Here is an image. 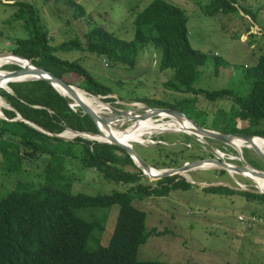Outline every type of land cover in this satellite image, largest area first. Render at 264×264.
<instances>
[{
	"label": "trees",
	"instance_id": "16d2710c",
	"mask_svg": "<svg viewBox=\"0 0 264 264\" xmlns=\"http://www.w3.org/2000/svg\"><path fill=\"white\" fill-rule=\"evenodd\" d=\"M236 3L237 0H208L202 10L207 15L237 13ZM9 4L17 6L13 16L22 20L27 31V36L11 39L10 53L30 59L33 64L63 79L64 75L77 72L84 79L79 87L94 94L105 96L112 93L109 86L100 83L82 65L69 62L54 52L56 47L51 45L34 4L24 0ZM83 12L82 7L75 10L76 14ZM133 25L134 35L129 40L106 28L94 27L85 35V50L102 55L111 65L134 66L140 50L150 46L157 54L158 69L172 71L173 77L164 82L167 89L192 92L191 96H201L209 101L227 98L234 104L229 120H247L248 125L223 131L264 137V125L254 126V122L264 120V54L245 70L244 76L250 82L245 94L237 95L228 87L195 89L192 84L197 68L206 62L207 55L191 47L185 11L167 0H151L134 13ZM71 47L69 42L60 46L63 49ZM213 65L218 72L221 60L214 58ZM17 67L13 64L4 66L10 70ZM6 85H1L0 96L11 108H3L6 118L0 117L2 164L12 171L22 167L26 160L36 161L40 180H16L0 198V264H182L138 258L139 246L148 236L151 233L160 235L166 229L148 230L146 212L132 201L151 195L165 196L171 190L188 189L195 183L181 175H169L156 179L154 186L148 185L147 177L120 146L81 136L67 140L55 135L66 128L83 132H97L98 129L89 115L83 114L78 106L74 110L69 105V98L58 93L49 82L35 79ZM134 100L143 102L138 98ZM159 101L146 104L178 108L188 116V110L193 107V99L189 96L179 100L180 105ZM17 115L23 120L14 119ZM183 150L179 151L183 158L202 157H197L195 151L183 154ZM203 153L212 155L206 151ZM43 155L46 160L41 159ZM181 162L169 158L158 163L161 166L154 167L182 165L184 162ZM127 165L137 171L126 169ZM77 166L86 168L84 172L101 173L106 182H124L128 186L123 190L93 193L95 190L89 188L88 183L77 182L85 180L84 172L79 176L75 174L74 167ZM220 172L226 171L221 169ZM11 173L7 172L6 177ZM202 189L264 201V193L233 189L227 185H210ZM113 204L119 205L118 213L110 238L102 245L99 240L105 229L107 209ZM252 212V215L256 214L255 210ZM256 216L264 219L262 215Z\"/></svg>",
	"mask_w": 264,
	"mask_h": 264
},
{
	"label": "rangeland",
	"instance_id": "374dc122",
	"mask_svg": "<svg viewBox=\"0 0 264 264\" xmlns=\"http://www.w3.org/2000/svg\"><path fill=\"white\" fill-rule=\"evenodd\" d=\"M13 1L20 0H0V55L10 53L12 38L27 36L22 20L13 16L17 8L16 5L9 4ZM24 1H29L37 7L39 18L48 32L50 43L56 47L54 52L69 62L82 65L90 75L112 90L110 94L97 96L81 88L88 97H97L99 101L108 104L109 108L106 111L102 110L103 112L99 115L109 116L111 107L132 108L133 106H130L132 102H136L134 104L138 107H143L147 102H160L159 100L180 105L179 100L189 96L193 99V107L188 110L190 111L189 116L201 126L224 132L225 129L234 130L248 125L247 120H229L234 104L227 98L209 101L201 96H191L192 92L167 89L164 82L173 77L172 71L158 69L157 54L150 46L140 50L134 66L111 65L102 55L85 50V35L94 27L100 26L114 32L120 38L132 39L134 13L151 0ZM167 1L178 5L185 11L190 45L207 55L206 62L197 68L196 79L192 86L195 89L205 90L228 87L237 95L245 94L250 86L249 80L244 76L245 70L248 66L255 64L264 54V0H237V13L214 15H207L202 10V6L208 0ZM78 7L84 9L82 14L75 13ZM75 39L78 42H73ZM67 42L72 46L71 48H60L63 43ZM216 57L221 60L218 72H215L213 65ZM10 64L16 65L4 63L1 69L10 70L4 68L5 65ZM64 78L77 88H80L79 84L84 83V79L79 77L77 72H70L64 75ZM1 85L7 86L6 82H2ZM136 98L143 102L135 101ZM3 108L11 107L0 97V117L6 118L2 112ZM132 113H141V111L137 110ZM168 116L170 115L164 114V117L161 115L162 118L156 116L150 118L153 122H157L168 120ZM128 119L124 116L118 117L116 120L113 119L109 125L124 129L135 123L133 119ZM254 123L255 127H260L259 124L264 125V120ZM62 133L67 140L73 139L76 135L87 137L67 128ZM195 134L192 131L167 132V130H161L147 133L142 139L115 137L119 141L131 144L135 151L153 166H161L158 163L169 158H174L175 162L182 161L181 163L195 159L187 156L183 158L179 153L181 149H184L183 154H193L195 151L197 157L200 155L205 156L204 158L214 157L218 147L224 153L221 158L227 162L241 164L245 161L251 166L264 170L262 159L250 146L235 148L210 138L204 140L200 134H197L199 137ZM159 138L164 141L160 142ZM159 143L161 147H158ZM203 151L212 153V155H207ZM41 157L42 160L47 158L45 155ZM171 165L179 166L177 163ZM251 166L246 165L248 169L239 174L231 169L228 170L229 172L226 171L227 173H221L220 168H214L212 165L211 167H198L180 174L187 181H194V186L188 189L171 190L165 196L151 195L143 199H134L132 203L146 212L145 224L148 230L166 229L160 235L151 233L148 236L147 240L139 246L138 258L182 264L192 262L264 264V219L250 226L245 223L247 218L254 214L253 210L264 217V201L239 194H221L202 189L210 185H227L233 189L264 193V189L258 187H264V178L259 177ZM5 167L6 165L2 164L0 152V198L12 188L16 180H40V169L36 161L26 160V163L18 170L8 171ZM125 168L137 171L130 165ZM85 169L77 166L74 167V172L79 176ZM7 172L13 173L6 177ZM94 173L84 172L85 180L77 182L83 185L88 183L89 188L95 190L93 193L110 192L114 189L123 190L128 186L124 182L117 183L112 180L106 182L101 173L98 174L97 171ZM156 179L147 177L148 185L154 186ZM118 208V204H113L107 209L105 229L99 240L102 245L106 244L110 238ZM239 215L244 217L243 221L238 219Z\"/></svg>",
	"mask_w": 264,
	"mask_h": 264
},
{
	"label": "water",
	"instance_id": "95a60500",
	"mask_svg": "<svg viewBox=\"0 0 264 264\" xmlns=\"http://www.w3.org/2000/svg\"><path fill=\"white\" fill-rule=\"evenodd\" d=\"M5 54H7V53H4L3 55H5ZM10 54L13 56L19 57L28 63H26V66L17 65L18 66L17 68L12 69V70H6L5 74L0 75V87H1V83L7 78H13L12 80H8L7 82L44 79L47 82H49L53 86V88L58 92H59V90L57 89L56 86L59 85V86L63 87L64 89H66L68 91V93L70 95L68 97L69 98V105L70 106L74 105V106L80 107L83 114H87L92 118V120L94 121V123L96 124V127L98 129L97 132H77V133L88 134L91 136L100 135L103 139H98V138H93V139H96L98 141L108 142L111 144H115V145H118L121 148L125 149L127 151V153L130 155V157L132 158V160L136 163V165L141 169L143 174L147 177L161 178V177L174 175V174H182L184 172H187L189 170H192L194 168H198V167L202 166L203 162L212 164V167H214V168L225 169L227 171L231 169L233 172H237V173H242V171L244 169H246V165H248V166H250V165L245 161H242L241 164H234V163L227 162L226 160L219 159L217 156H214L211 158L209 157V158L195 159L192 161H185L182 165L175 166V167L157 168L161 172L158 174H154L151 172V168H153L152 165H150L147 161H145L135 151V149L133 148V146L131 144H127V143L125 144V143H122L116 139L111 138L110 135H108L107 133L102 131L99 123H102L103 125L109 126V124L112 123L113 119L116 120L118 117L122 118L123 116L129 117L130 119H133L134 122H137L138 119L145 118L148 115H149L148 117H153V116H156L157 118L161 117L160 112H166V113L170 114V116L167 117L168 120H170L172 118H177L180 121L182 119L188 120L192 124V126H193L192 129L195 131V133L200 134L202 137H208V138H211L213 140H217V141L229 144V145H230V140L232 137L242 138L244 141L250 143L251 148L256 152V154H258L260 156V158L262 159V161L264 163V151L256 143L253 142L254 137H261V136H255V135L250 134V133L222 132V131L210 129V128H207V127H204V126L197 124L192 118H190L188 115H186L183 111H181L179 109H175L173 107H155V106H148L146 104L143 105V107H138V106H135L134 104L131 103L130 106H133L132 108L117 109V108L112 107L113 112L109 113V116H101L95 110L91 109L89 107V105L86 102H84L77 95V93L75 92V87L71 83L67 82L62 77H58L57 75L51 73L47 69L33 64L30 59H27L21 55H16V54H12V53H10ZM22 76H29V77L28 78H21ZM8 89H10V88H7V90ZM87 92L89 94H92V95H97V94H94L90 91H87ZM60 94L64 96V94H62V93H60ZM137 110H140L141 113H132V112L137 111ZM128 112H130V113H128ZM14 119L23 120V118L20 115H17ZM25 121L28 122L27 120H25ZM31 124L33 126L39 128L40 130L47 132L48 134H53V133H50L49 131H47L46 129H43V128H41V127H39L33 123H31ZM116 124H119V123H116ZM164 130L179 131V130L175 129L174 127H166ZM62 134L63 133H58L55 135L58 137H61V138H65L64 135H62ZM261 138H263V137H261ZM253 170H255V173H257L259 177L264 178V170L257 169V168H253ZM247 178L250 179L249 177H247Z\"/></svg>",
	"mask_w": 264,
	"mask_h": 264
},
{
	"label": "bare ground",
	"instance_id": "6f19581e",
	"mask_svg": "<svg viewBox=\"0 0 264 264\" xmlns=\"http://www.w3.org/2000/svg\"><path fill=\"white\" fill-rule=\"evenodd\" d=\"M4 63H14V64L19 65V66H26V63H28V62H26L25 60H23L19 57L11 55L10 53H7L5 55L2 54V55H0V75H3L6 73V70L1 69V65ZM28 77L29 76H22L21 78H28ZM12 79L7 78L3 82L8 83L7 81L12 80ZM56 87L60 93L64 94V96H67V97L70 96L68 91L66 89H64L63 87H61L59 85H57ZM75 92L84 102H86L89 105V107L91 109L95 110L98 114L103 112L102 110L106 111V109L109 108L108 104L99 101L97 97H92V96L88 97L87 94H85V92L81 90V88L75 87ZM110 109H111L110 112H112L113 111L112 107ZM0 114H1V111H0ZM160 114L163 117H164V114L166 116L170 115L169 113H166V112H160ZM128 120H131V119L129 118ZM99 125L101 126L102 131L107 133L108 135H110V137L113 139H116L115 136L124 137L126 139H130V138L142 139L145 134L152 133L155 131H161V130H164L166 127H174L175 129H177L179 131H182V130L183 131H192L195 133V131L192 129V127H193L192 124L188 120L182 119L180 121L177 118H172V119L166 120V121L162 120V121L153 122L150 117L146 116L145 118L139 119L137 122L128 125L124 129L115 128V127L110 126V125L109 126L103 125L102 123H99ZM84 135H86L89 138L103 139L100 135H95V136H91V135H87V134H84ZM120 142H122V141H120ZM253 142L256 143L264 151V139L263 138L254 137ZM122 143L126 144L127 142H122ZM127 144H129V143H127ZM230 145L235 147V148H238L240 146H248V147L250 146L251 147L250 143L244 141L242 138H237V137L231 138ZM211 165L212 164H210V163L203 162L202 166H200V167H211ZM251 168H253V167H251ZM247 169H244V170L246 171ZM151 172L154 174H158L161 171L158 169H155V168H151ZM251 181L253 182L252 179H251ZM258 187L261 189H264L263 186H258Z\"/></svg>",
	"mask_w": 264,
	"mask_h": 264
},
{
	"label": "clouds",
	"instance_id": "9594fccd",
	"mask_svg": "<svg viewBox=\"0 0 264 264\" xmlns=\"http://www.w3.org/2000/svg\"><path fill=\"white\" fill-rule=\"evenodd\" d=\"M53 87V86H52ZM83 89V88H82ZM58 92V91H57ZM59 93V92H58ZM97 95H99V94H97ZM104 96V95H103ZM65 97H67V96H65ZM68 98V97H67ZM136 101V100H135ZM137 102H139V101H137ZM134 103H136V102H132V104H134ZM144 104V103H143ZM146 104V103H145ZM144 104V105H145ZM135 105V104H134ZM147 105V104H146ZM136 106V105H135ZM149 106V105H148ZM71 107L75 110V107L76 106H74V105H71ZM155 107H158V106H155ZM3 112V111H2ZM68 130H71V131H74V132H83V131H75V130H72V129H70V128H67ZM211 129V128H210ZM65 130V129H64ZM63 130V131H64ZM215 130V129H214ZM62 131V132H63ZM62 132H60V133H62ZM195 134V133H194ZM196 136H198L197 134H195ZM77 136V135H76ZM256 136V135H255ZM199 137V136H198ZM202 137V136H201ZM262 137V136H261ZM86 138H88V137H86ZM206 138H208V137H204V140H206ZM264 138V137H263ZM67 139V138H66ZM89 139H91V138H89ZM93 139V138H92ZM211 139V138H210ZM93 140H96V139H93ZM98 141V140H97ZM159 141L161 142V141H164V140H162L161 138H159ZM103 142V141H102ZM160 144V143H159ZM217 149L219 150V152L220 153H222V155H217V157L219 158V159H222L221 157L222 156H224V153L217 147ZM214 156H216V154L214 155ZM207 158H209V157H207ZM211 158V157H210ZM132 159V158H131ZM197 159H201V158H197ZM195 160V159H194ZM223 160H225V159H223ZM188 161H192V160H188ZM134 162V161H133ZM135 163V162H134ZM231 163V162H230ZM136 164V163H135ZM249 164V163H248ZM250 165V164H249ZM251 166V165H250ZM152 167H154V166H152ZM170 167H175V166H170ZM251 167H253V168H256V167H254V166H251ZM154 168H166V167H154ZM195 169V168H194ZM258 169V168H257ZM223 170H225V169H223ZM262 170V169H261ZM225 171H227V170H225ZM227 172H229V171H227ZM143 173V172H142ZM239 174V173H238ZM174 175H178V174H174ZM180 175V174H179ZM162 178V177H161ZM157 179H160V178H157ZM192 183H194V181H191ZM244 190H246V189H244ZM258 193H263V192H258ZM260 221H262V217L260 216ZM250 226V225H249Z\"/></svg>",
	"mask_w": 264,
	"mask_h": 264
},
{
	"label": "built area",
	"instance_id": "2783aa9c",
	"mask_svg": "<svg viewBox=\"0 0 264 264\" xmlns=\"http://www.w3.org/2000/svg\"><path fill=\"white\" fill-rule=\"evenodd\" d=\"M222 155V153H220L219 152V150L217 149V153H216V156L217 155ZM238 219L240 220V221H243L244 220V217L243 216H241V215H239L238 216ZM261 219H260V217H258V216H256V215H251V216H249L248 218H247V220H246V224H248V225H251V224H254L255 222H258V221H260Z\"/></svg>",
	"mask_w": 264,
	"mask_h": 264
},
{
	"label": "flooded vegetation",
	"instance_id": "af4514ba",
	"mask_svg": "<svg viewBox=\"0 0 264 264\" xmlns=\"http://www.w3.org/2000/svg\"><path fill=\"white\" fill-rule=\"evenodd\" d=\"M151 165V164H150Z\"/></svg>",
	"mask_w": 264,
	"mask_h": 264
}]
</instances>
